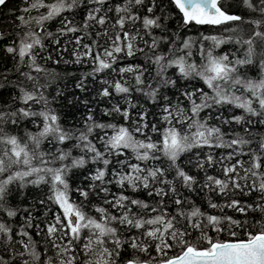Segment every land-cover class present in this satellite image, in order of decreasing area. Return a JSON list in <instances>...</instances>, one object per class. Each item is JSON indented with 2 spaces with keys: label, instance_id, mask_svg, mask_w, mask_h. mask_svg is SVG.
<instances>
[{
  "label": "snow or ice",
  "instance_id": "obj_1",
  "mask_svg": "<svg viewBox=\"0 0 264 264\" xmlns=\"http://www.w3.org/2000/svg\"><path fill=\"white\" fill-rule=\"evenodd\" d=\"M23 5L0 30V264H264V0Z\"/></svg>",
  "mask_w": 264,
  "mask_h": 264
},
{
  "label": "trees",
  "instance_id": "obj_2",
  "mask_svg": "<svg viewBox=\"0 0 264 264\" xmlns=\"http://www.w3.org/2000/svg\"><path fill=\"white\" fill-rule=\"evenodd\" d=\"M23 6H24L23 5V0H8L7 6L2 7L0 9V30L4 31L6 33H11V32H13L16 29V25L19 23V21H17L16 17L21 14V12L19 10ZM76 19L79 21L80 17L78 16V17H76ZM212 34H215V33H212ZM2 46H3V44L0 43V47H2ZM137 62H141V61H137ZM5 63H6L8 68H11L12 65H13V61L10 58L6 59ZM49 67H55L56 70L59 71L63 75L65 73V70H67L69 72L75 71V70H77L78 66H66V65L61 64L59 66L49 65ZM77 74H79V72H77ZM13 79H15V77H13ZM67 82H68L69 88L73 89V91L68 92L69 97H71L72 95H80L81 99H83L84 98V94H81V93H79L78 90L74 89V83H75L74 78L71 77V76L67 77ZM99 88H100L99 83L93 84L91 86V90L87 93L88 98H91L92 96H95L96 95V91ZM135 95H139V94H135ZM96 99L98 101V104H97V115L99 116L100 115V112H99L100 108H104V107H107L109 105L107 104L106 101L100 100V98L98 96L96 97ZM83 111H84V109L81 108L80 112H77L75 118L79 119L80 115H81V112H83ZM260 131L264 132V128H262ZM209 173L210 174H214V170L210 169ZM192 174H195L194 170H193ZM199 178H200V176H198V179ZM185 194L187 195L188 193L185 192ZM74 197H75V194H74ZM193 198L197 199L195 197V195H193ZM18 199L31 200L32 197L31 196L22 195ZM197 202L198 203L200 202L199 199H197Z\"/></svg>",
  "mask_w": 264,
  "mask_h": 264
},
{
  "label": "water",
  "instance_id": "obj_3",
  "mask_svg": "<svg viewBox=\"0 0 264 264\" xmlns=\"http://www.w3.org/2000/svg\"><path fill=\"white\" fill-rule=\"evenodd\" d=\"M1 8V7H0Z\"/></svg>",
  "mask_w": 264,
  "mask_h": 264
}]
</instances>
